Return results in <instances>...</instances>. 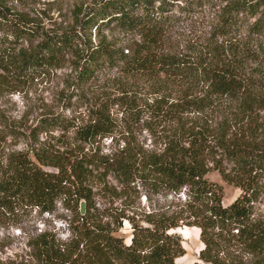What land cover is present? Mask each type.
<instances>
[{
  "label": "trees",
  "instance_id": "obj_1",
  "mask_svg": "<svg viewBox=\"0 0 264 264\" xmlns=\"http://www.w3.org/2000/svg\"><path fill=\"white\" fill-rule=\"evenodd\" d=\"M203 4L216 9L203 47L157 53L161 25ZM66 16L43 28L0 0V73L38 72L66 61L84 108L76 120L57 111L29 128L32 137L72 127V146L29 143L0 156L4 211L15 204L50 211L59 201L70 213L63 239L47 228L26 236L22 264H175L185 252L173 230L181 225L197 227L202 242L190 264H264V214H253L257 176L264 174L263 89L240 72L245 59L264 61V0H73ZM102 29L138 30L140 39L116 45ZM106 74L129 79V88L98 90ZM141 82L149 88H135ZM223 100L231 101L232 116L223 112ZM206 112L219 116L215 126ZM0 124V141L23 135L1 109ZM137 126L152 137L150 146L135 134ZM208 163L239 188L231 201L222 203L220 184L205 175ZM141 194L177 201L144 210ZM123 220L128 242L116 233ZM230 239L249 262L231 254Z\"/></svg>",
  "mask_w": 264,
  "mask_h": 264
},
{
  "label": "rangeland",
  "instance_id": "obj_2",
  "mask_svg": "<svg viewBox=\"0 0 264 264\" xmlns=\"http://www.w3.org/2000/svg\"><path fill=\"white\" fill-rule=\"evenodd\" d=\"M73 0H7V4L16 9L27 12L30 17H34L39 26L47 28L52 24L58 25L66 21V8ZM174 7L172 13L177 10ZM216 10L207 4H203L202 9L191 15L172 18L163 23L161 28L156 31L155 51L157 53H167L170 51L185 50L187 45L193 43L198 47H203L205 39L210 31V23L213 21V13ZM253 17L249 18L251 20ZM105 34L106 38L113 41L116 45H123L140 39V32L120 31L117 29H102L99 31ZM94 35V31L91 32ZM27 45L26 41L22 42V46ZM240 72L250 76L252 88L263 89L262 99L259 106H264V61L257 62L245 59L240 66ZM0 73V109L5 113L6 119L17 126L23 133L20 136L7 135L0 141V156L4 157V153L13 149H26L29 143L34 146H49L50 150H61L72 146V127L67 130L51 129L46 132H39L35 136H30L29 128L43 114L60 111L69 118L76 120L84 108L78 105L77 95L75 94L74 76L70 65L64 61L59 66H51L46 70L38 72L29 71L23 74H13L11 72L1 71ZM161 77V73H158ZM124 76L116 74H106L98 81L95 88L101 91H111L116 88H129L130 80L124 81ZM102 84V85H101ZM101 85V87H100ZM135 88H149L147 83H140ZM258 101H256L257 103ZM254 103V104H256ZM231 101L223 100L222 108L230 116ZM117 116L120 115L119 108L116 104L111 106ZM264 107L260 109L263 111ZM211 127L215 126L219 116L215 112H206ZM2 125V124H0ZM1 127V126H0ZM135 134L145 145L150 146L153 142L152 137L144 128L137 126ZM102 150L108 148V139L104 138L99 141ZM209 169L206 176L219 183L221 186V201L227 203L231 201L239 192V188L234 184L225 181L219 173L208 163ZM44 168H48L42 165ZM258 193L253 203V214H264V174L257 176ZM184 194L180 193L183 200ZM99 200V198L97 199ZM177 201L176 197L151 195L147 198L143 194L140 195L137 204L139 208L144 210L162 209L167 205H171L169 201ZM180 200V201H181ZM70 219L69 210L62 207L59 201L55 202V206L50 211H40L35 205H14L11 211H4L0 207V264H22L27 258V246L25 245L26 236L39 229H54L59 238L63 239L67 235V223ZM181 238V244L184 247V255L180 256L175 264H190L197 259L198 249L202 246V242L198 239V228L194 226H177L175 227ZM120 234L125 242L129 241L130 226L126 220L122 221V226L116 232ZM227 242V241H226ZM236 257H241L245 262H249V256L246 252L239 249L230 239L228 245H225ZM177 262V263H176Z\"/></svg>",
  "mask_w": 264,
  "mask_h": 264
},
{
  "label": "water",
  "instance_id": "obj_3",
  "mask_svg": "<svg viewBox=\"0 0 264 264\" xmlns=\"http://www.w3.org/2000/svg\"><path fill=\"white\" fill-rule=\"evenodd\" d=\"M78 210H79L80 214H82L84 212V202H83V200L79 201Z\"/></svg>",
  "mask_w": 264,
  "mask_h": 264
},
{
  "label": "bare ground",
  "instance_id": "obj_4",
  "mask_svg": "<svg viewBox=\"0 0 264 264\" xmlns=\"http://www.w3.org/2000/svg\"><path fill=\"white\" fill-rule=\"evenodd\" d=\"M181 258V257H180ZM180 258H178L176 261H178ZM177 263V262H176Z\"/></svg>",
  "mask_w": 264,
  "mask_h": 264
}]
</instances>
